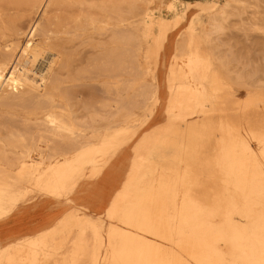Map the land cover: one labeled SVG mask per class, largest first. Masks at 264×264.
Wrapping results in <instances>:
<instances>
[{
	"label": "rangeland",
	"instance_id": "rangeland-1",
	"mask_svg": "<svg viewBox=\"0 0 264 264\" xmlns=\"http://www.w3.org/2000/svg\"><path fill=\"white\" fill-rule=\"evenodd\" d=\"M130 4L0 0V166L15 161L13 151L32 152L38 144L50 148L58 172L45 184H26L0 221L37 198L72 204L50 227L0 244V264L32 241L31 250L57 249L69 264H109L108 234L123 207L164 183L171 232L180 226L177 212L196 199L206 212L203 226L222 232L216 244L222 264L241 260L232 248V224L261 226L264 0ZM106 7L121 8L127 21L110 26ZM114 32L126 38L114 41ZM184 34L188 51L180 57L176 44ZM22 69L25 85L12 91L8 79ZM249 155L260 178L246 195L239 184L248 165L240 161ZM49 164L46 159L42 168ZM77 192L87 205H74ZM83 219L90 224L87 248L72 244Z\"/></svg>",
	"mask_w": 264,
	"mask_h": 264
},
{
	"label": "bare ground",
	"instance_id": "bare-ground-1",
	"mask_svg": "<svg viewBox=\"0 0 264 264\" xmlns=\"http://www.w3.org/2000/svg\"><path fill=\"white\" fill-rule=\"evenodd\" d=\"M129 1L132 8L138 6L147 8L150 2V0ZM231 1L225 0L224 6ZM104 9L109 11L110 26H112V21L120 22V24L127 21V14L123 13L121 8L106 7ZM33 30L37 31V26ZM125 38L126 34L123 32L112 34L114 41ZM139 40L141 41L140 37ZM187 51L188 41L184 34L176 44V55L185 57ZM26 53L31 61L36 60L37 54L34 51H26ZM23 73L24 69L15 70L11 73L8 86L12 91L17 92L19 88L24 87ZM3 76L0 66V86H2ZM41 77L45 79V75H41ZM221 110L227 111L223 105ZM46 120L52 121V118L49 116ZM119 142L121 143V141ZM31 151L37 152L39 160L33 157L30 149H23L22 152H12L15 154V161L12 164L7 163V165L0 166V213L5 212L14 200L20 198L26 184L36 186L40 181L45 184L47 177L52 181L58 176L55 168L57 163L51 160L52 154L48 146L35 144ZM46 159L50 163L49 170L42 168ZM240 164L248 165L241 172L239 184L242 191L248 195L252 191V185L260 178V175L256 163L250 155L240 161ZM167 186V183H164L158 190L142 192L123 207L119 226H113L108 234L109 264H222V256L216 249V244L223 237L222 232L216 231L212 226H203L204 218L201 214L206 212L196 199L191 198L187 206L185 205L180 212H177L174 219L180 221V226L175 234L171 232L168 199L166 197ZM247 215L248 217L251 216L249 213ZM259 221L261 222L259 229L256 228L252 231L246 227L231 225L229 231L232 236V248L238 259H241H237V262L233 260V264H264V214L259 218ZM76 225L78 233L72 244L87 248L84 236L90 224L86 219H83L78 220ZM35 245L36 242L32 241L27 243L28 248L21 246L16 249L6 264H39L36 263L38 261L37 255H40L41 264H69L65 256H60V253L55 252L57 249L38 254V252L30 249V246ZM185 257L187 258L185 259Z\"/></svg>",
	"mask_w": 264,
	"mask_h": 264
},
{
	"label": "crops",
	"instance_id": "crops-1",
	"mask_svg": "<svg viewBox=\"0 0 264 264\" xmlns=\"http://www.w3.org/2000/svg\"><path fill=\"white\" fill-rule=\"evenodd\" d=\"M82 204H88L87 196L77 192L74 205ZM71 206L72 204L69 203H58L55 200L43 198H37L33 202L22 205L0 221V244L39 233L56 223ZM91 213L97 214L98 212L91 210Z\"/></svg>",
	"mask_w": 264,
	"mask_h": 264
}]
</instances>
